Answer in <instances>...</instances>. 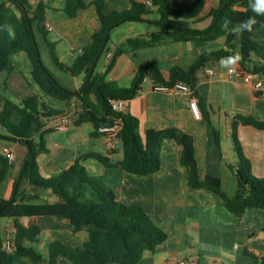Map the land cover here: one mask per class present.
I'll return each mask as SVG.
<instances>
[{"label":"trees","instance_id":"obj_1","mask_svg":"<svg viewBox=\"0 0 264 264\" xmlns=\"http://www.w3.org/2000/svg\"><path fill=\"white\" fill-rule=\"evenodd\" d=\"M207 0H151V3L131 0L125 9L106 11L107 0H93L102 25L96 30L90 41L80 50L74 51L73 62L68 64L60 60L52 47L55 62L65 71L79 75L86 74L87 82L78 91L63 86L46 66L36 37L39 29L46 37L48 4L40 0L34 4L31 0H0V92L5 96L0 110V124L6 128L4 136L19 140L28 148L26 164L22 174L29 178L30 189L19 191L15 188L10 198L0 195V217L12 219L15 229L16 248L7 250L6 239L0 229V264H57L64 256L74 264H137L146 252L154 251L168 237L167 230L138 204L124 202L100 175L91 174L83 159L96 158L106 166L119 165L127 171L137 174H149L161 168V149L165 138H174L182 145L181 161L188 169L191 186L207 188L216 192L224 205L236 215H243L248 208H264V177L253 172L251 159L246 155L239 137L241 123L264 130V119L244 113H238L232 120V140L237 153V161H227L237 179V190L229 193L221 177L208 174L200 176L195 155L194 136L183 129L172 126L163 129L150 128L145 137L141 133L140 118L129 110H116L111 98L129 100L134 98L148 79L154 87L164 84L174 87L185 81L198 93L192 84L194 73L204 67L214 65L215 61L239 52L241 69L254 74H264V16H256L249 7V0H220L212 7L209 15L211 24L203 29L193 23L200 18ZM86 0H67L65 11L75 16L80 9L87 7ZM154 12L159 16L152 17ZM248 17L257 20L252 32H243L240 41L231 28ZM229 21L228 30L222 27L223 21ZM149 20L155 29L146 35L127 38L113 46V56L104 71L98 64L106 51L110 50L108 41L113 28L127 21ZM6 25H12L15 39L8 35ZM224 38L222 48H211L202 52L189 66L174 65L164 70L154 63L139 67L133 74L130 85L124 86L108 76L115 67L118 58L125 52L153 46L170 41H194L198 45L218 42ZM23 50L32 65L34 82L47 94L65 101V109L53 108L43 100L35 90L28 97L14 100L8 96L9 86L2 81L1 75L11 56ZM201 113L209 117L204 97H200ZM73 112L74 124L91 122L94 126L92 136L102 135L100 127L121 123L119 137L122 141L123 157L114 161L109 155L91 150L64 168L58 174L45 176L40 171L38 156L47 151L46 134L56 125L45 126L50 118L58 119L62 114ZM43 128V129H42ZM214 137L220 149L222 147L221 130L214 126ZM38 131L41 140L36 139ZM3 136L0 134V137ZM14 162L0 152V184L9 174ZM41 188H52L59 196L57 201H49L38 193ZM54 215L67 219L72 232L86 230L88 239L82 245L73 246L60 238H54L47 252L38 248L43 229L38 224L29 225L21 220L23 216Z\"/></svg>","mask_w":264,"mask_h":264},{"label":"crops","instance_id":"obj_2","mask_svg":"<svg viewBox=\"0 0 264 264\" xmlns=\"http://www.w3.org/2000/svg\"><path fill=\"white\" fill-rule=\"evenodd\" d=\"M38 1L40 0H31L34 4ZM139 1L151 3V0ZM45 2L48 4L46 25L49 30L46 37L39 29L36 30L42 58L63 86L78 91L87 82L86 74L73 75L62 69L55 62L51 44L47 40L54 43L60 60L72 63L74 51L88 43L93 33L102 25L97 8L92 4L93 0H86L87 7L80 9L77 15L69 16L65 11L67 0ZM219 3L220 0H217L216 6H213L207 0V8L203 9L198 20L208 22L194 26L200 29L208 27L212 22L209 12ZM130 5L131 0H107L106 11L125 9ZM154 29L155 24L149 20L127 21L115 26L108 41L111 48L100 59L98 69H106L109 63L107 53L113 51L115 44L132 36L150 34ZM241 36L242 34L237 35V41H240ZM223 46L224 38L204 45H198L194 41H170L130 50L118 58L108 78L127 86L131 84L135 71L144 64L154 63L164 70H169L174 65L189 67L202 52ZM220 61L221 59L210 65L216 68L213 75H207L204 67L197 70L192 79L198 95L206 100L205 111H209V117L192 107V94L156 90L148 79L144 82L143 89L134 98L127 100L123 109L140 118V130L144 137L150 128L172 126L192 134L200 176L205 178L212 174L221 177L225 189L233 194L237 190V179L227 163L237 161L234 157V144L230 143L232 120L238 113L264 119V74H254L252 82H249L237 73H230L228 68L221 66ZM3 73L5 77L1 79L8 83V96L15 97L14 100L24 99L37 90L51 107H67L64 100L47 94L34 82L32 65L25 51L15 52ZM257 81H262L263 85L255 86ZM4 100L5 96L0 92V110ZM58 121L50 118L43 128L57 125ZM214 126L221 130V149L214 137ZM87 131L83 125H76L72 120L66 129L55 128L47 133V151L38 156L41 173L45 176L58 174L78 156L91 150L101 151L114 161L123 157L120 137L115 139L114 147H111L104 134L92 136L93 129L89 133ZM238 133L244 151L251 159L253 172L264 177V130L241 123ZM0 134L3 135L0 137V152L8 146L16 151V160L7 178L0 184V195L10 198L16 187L19 191L30 189L29 178L22 174L28 148L19 140L4 136L7 131L1 124ZM87 137L90 139H86ZM36 139L41 140L40 131ZM224 141H228V149L224 146ZM181 150L182 145L174 138H165L161 149V168L149 174L133 173L119 165L106 166L92 157L83 159L88 171L102 176L124 202L141 205L167 230L166 240L154 251L146 252L137 264H164L167 260L187 262L190 259H196L198 264H264V208L251 207L239 216L224 205L216 192L191 186L188 169L181 161ZM230 155L235 160H231ZM38 193L49 201L59 200L52 188H41ZM21 220L29 225L38 224L42 227L43 232L37 245L44 252L48 251L54 238L63 239L73 246L82 245L88 239L86 230L72 232L71 223L62 217L33 215L23 216ZM7 231L8 234H15L12 225ZM57 264L74 263L61 256Z\"/></svg>","mask_w":264,"mask_h":264},{"label":"built area","instance_id":"obj_3","mask_svg":"<svg viewBox=\"0 0 264 264\" xmlns=\"http://www.w3.org/2000/svg\"><path fill=\"white\" fill-rule=\"evenodd\" d=\"M113 56V51H109L107 53V60H111ZM205 72L207 75L211 76L216 72V68L214 66H208L205 69ZM230 73H237L239 76H241L243 79L246 81H251L254 78V73L251 71H247L244 69H241L240 67L234 66V70L230 71ZM263 85L262 81H257L255 83V86L261 87ZM156 90H162V91H174V92H180V93H189L192 94L191 97V105L192 107L201 113V107L199 104V99L197 96L193 95V89L191 85L185 81H180L175 84V86L172 88L168 85L164 84H156L154 87ZM127 100L125 99H117V98H111V104L114 109L116 110H123L125 107ZM72 115L71 114H62L59 116V121L58 124L56 125L57 129H66L69 123L72 122ZM122 129V124L117 122L114 124H108V125H103L100 127V131L104 134L107 144L111 147H114L115 139L119 137V133ZM3 153L9 158L10 162H15L16 160V151L11 148L10 146L4 147ZM15 234L10 232L9 236L7 237L5 241V247L7 250H13L16 248V242H15ZM188 264H198L196 259H190L187 261ZM187 262H174L173 260H167L164 264H187Z\"/></svg>","mask_w":264,"mask_h":264},{"label":"clouds","instance_id":"obj_4","mask_svg":"<svg viewBox=\"0 0 264 264\" xmlns=\"http://www.w3.org/2000/svg\"><path fill=\"white\" fill-rule=\"evenodd\" d=\"M249 7L256 14V16H264V0H249ZM257 20L255 17H248L247 19L239 22L237 25L231 28V32L236 35H240L243 32H252L254 25H256ZM8 28V35L10 38L15 39V30L12 25H6ZM229 21L225 19L223 21L222 27L228 30ZM211 53L212 49H207ZM241 60V55L239 52L234 55L222 58L220 61L221 66L228 68L230 71L234 70V66L238 64Z\"/></svg>","mask_w":264,"mask_h":264},{"label":"rangeland","instance_id":"obj_5","mask_svg":"<svg viewBox=\"0 0 264 264\" xmlns=\"http://www.w3.org/2000/svg\"><path fill=\"white\" fill-rule=\"evenodd\" d=\"M210 1V3H212L213 4V6H216V4H217V0H209ZM207 8V5L204 7V10ZM203 10V11H204ZM152 17H156V16H159V14H158V12H154L152 15H151ZM212 21V20H211ZM207 22H208V20H206V22L204 23V21H200L199 22V20L197 19L194 23H193V25H196L197 23H200V24H207ZM211 24V23H210ZM221 39H223V38H221ZM5 77V74L3 73L2 74V76H1V78L3 79ZM11 96V95H10ZM13 97V96H12ZM12 97H10V98H12ZM15 97H13L12 99H14ZM83 125V127H84V129L86 130V129H88V131L86 132V133H89L92 129H94V126H93V124L91 123V122H86V123H84V124H82ZM86 139H90V137H87ZM230 143H231V145H233V142H232V139H230ZM224 146L228 149V141H224ZM237 153L235 152L234 153V157H235V159L237 158V155H236ZM230 159L231 160H235V159H233V156L232 155H230ZM12 225V220H11V218H9V217H4V216H1L0 217V229H1V236H2V238L3 239H5L6 238V236H8L9 234L7 233L8 231H7V228L8 227H10ZM38 248L40 249V250H42L43 252H44V250L43 249H41V247L40 246H38ZM48 250V249H47Z\"/></svg>","mask_w":264,"mask_h":264}]
</instances>
